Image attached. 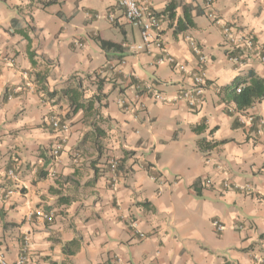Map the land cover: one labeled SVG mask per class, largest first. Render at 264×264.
<instances>
[{
  "label": "crops",
  "instance_id": "obj_1",
  "mask_svg": "<svg viewBox=\"0 0 264 264\" xmlns=\"http://www.w3.org/2000/svg\"><path fill=\"white\" fill-rule=\"evenodd\" d=\"M168 1L149 0L154 11ZM179 1L193 8L195 26L172 34L163 18V47L140 52L130 48L140 41L139 29L116 0H0V249L7 264H15L25 237L27 264H115V256L123 264H264V199L237 188L249 183L264 193V134H257L264 98L243 109L232 99L233 81L247 79L249 72L261 77L263 67L254 58L241 67L229 61L222 34V23L235 22L264 47V0H213L220 22L207 16L204 0ZM176 14L181 16V5ZM107 30L119 32L121 40L106 38ZM66 34L81 46L59 43ZM96 37L122 43L124 50L106 54ZM187 37L208 58L204 102L196 111L183 102L154 101L137 88L152 83L172 97L190 83L166 59L189 70L198 65ZM77 46L78 53L70 50ZM93 72L104 79L96 116L103 134L92 135V117L83 121L79 112L70 118L53 168L79 183L68 184L70 204L47 209L57 213L46 223L34 210L55 201L49 191L56 186L53 168L46 160L49 146L62 136L47 119L67 109L52 104L40 85L57 89L72 75ZM200 122L206 130L197 134L191 128ZM86 132L91 135L84 138ZM200 137L227 141L203 151ZM98 155L117 158L121 167L114 173L97 164L102 172L88 182L95 174L90 161ZM12 160L17 181L7 177ZM41 169L48 171L44 178H38ZM197 179L200 194L192 188ZM215 219L225 225L220 232ZM72 238L78 247L66 255L62 245Z\"/></svg>",
  "mask_w": 264,
  "mask_h": 264
},
{
  "label": "built area",
  "instance_id": "obj_2",
  "mask_svg": "<svg viewBox=\"0 0 264 264\" xmlns=\"http://www.w3.org/2000/svg\"><path fill=\"white\" fill-rule=\"evenodd\" d=\"M206 14L209 18L214 21L220 22L214 11L211 10L213 0H204ZM117 5L123 10L126 20L137 27L140 32V41L130 45V48L135 51H149L151 47L161 49L163 47L162 38L159 35L160 20L154 15L149 0H116ZM109 19L112 20L113 16L111 13L108 14ZM222 34L226 44V57L237 67H241L249 58L258 59L262 64L261 78L264 81V47L257 40L252 32L245 31L235 22H224L222 23ZM191 51L196 56L198 65L189 70L185 65L176 63L172 57L167 56L166 59L170 63H174L177 68L188 74L190 83L182 85L172 97H167L164 93L158 90L152 83L137 84V88L144 91L145 94L150 96L154 101L165 103V102H183L186 106L196 111L200 109L204 102V90L207 84L206 73L204 65L207 63V56L203 52L202 46L195 42L192 38L187 37ZM74 44L81 46V42H75ZM12 63L11 58L2 57V60ZM241 86L237 87V92L240 91ZM246 120L252 121V117H248ZM48 124L55 130L62 134L61 140L64 141V133L68 132L69 122L63 119V115L52 114L47 119ZM258 130L257 134H264V115L257 118ZM59 146L56 143L52 149V156L55 161L59 158ZM110 169L114 171L117 165L116 159L110 160ZM8 177L12 181H17L18 176L13 169L7 171ZM239 188L242 192L252 195L259 196L264 199V193L259 194L249 184H244ZM12 189L8 190V193H12ZM34 214L37 218L47 221L48 223L53 222L55 213L54 211H47L44 208H37L34 210ZM216 231L220 232L225 228V225L219 220L215 219L212 221ZM131 227L135 234L140 238H144L145 233L136 229L135 223H131ZM241 225H235V228H240ZM30 257V246L27 237L23 239L18 257L15 264H27ZM115 264H123L124 261L118 256L113 257ZM0 264H7L3 251L0 249ZM151 264H159L158 262H152Z\"/></svg>",
  "mask_w": 264,
  "mask_h": 264
},
{
  "label": "trees",
  "instance_id": "obj_3",
  "mask_svg": "<svg viewBox=\"0 0 264 264\" xmlns=\"http://www.w3.org/2000/svg\"><path fill=\"white\" fill-rule=\"evenodd\" d=\"M179 5H181V8H182L181 16L180 15L178 16L176 14V9ZM192 11H193V8L191 7V5H186L179 0H169L161 11H154V15H156V17L160 20V22L163 18H166L168 22L170 23V26L172 28V33L177 34L180 32H184L188 30L189 28H192L195 26L194 19H193L194 15L192 14ZM197 12L199 11L196 10V13ZM96 42L99 44L100 48L106 54L107 52L120 53L124 50L122 43H116V42L103 39L100 37H96ZM93 74L97 75V73H94V72ZM37 78L39 82H43L45 76L37 75ZM103 85H104V79L99 77L98 75L97 83L95 86V91L93 92V94H91L87 98L85 97V91H84L82 81L80 79L75 80L74 77H69L65 81L64 87H62L59 90H56V89L49 90L44 84L40 85V89L46 95L47 99L52 104H58L57 102L58 98L65 99L66 104H67V110L65 114L63 115L64 120H67L69 122L70 118L79 112H81V118L83 119V121H88V119L92 117L93 118V123H92L93 126L91 127L93 130L92 135L93 136L97 135V137H99L103 134V130L97 126L96 116L98 114V108L101 106L100 101L102 100V98L105 97V94L102 92ZM238 86H241L239 92L236 91ZM140 92L144 93V91H141V90ZM263 98H264V81L261 77L255 75L253 72L248 73L247 79H242L238 77L233 81L232 99L235 102L236 107L238 109H243L249 106L250 104H252L254 101L260 100ZM52 129L55 130L53 127ZM191 129L193 132L199 134L206 130V125L204 122H200L196 125H193ZM212 130L213 128L210 129L209 132L211 133ZM90 135H91V132L90 133L86 132L83 137L87 138ZM226 141L227 139L212 140V139H207L206 137H200L197 139V145L201 150L204 151L216 145L225 143ZM56 143L60 147L59 156L64 151V141L61 140V137H58V139L55 140L53 144L49 146L48 152H47L46 166H50L52 168L53 166L55 167L56 161L54 160L52 156L51 149ZM93 144H94V147L100 150V144L99 142H97V139ZM112 158L105 156L103 160H100V157L98 155L93 160H91L90 165L93 166L95 170V174L88 182L94 183L96 181V178L99 175V172H102V170H100L102 168L97 167L96 166L97 164L102 163L106 165V167L103 168L104 171H108V169L111 170L110 160ZM113 159H116L117 161L116 168L114 171H112L115 173L120 169L121 163L117 158H113ZM15 163H16V160H12V163L10 167L8 168V170L13 169L14 172L17 174L18 172L15 168ZM46 175H48V171L46 169H41L39 172L38 178H44ZM51 175L53 176L55 180L56 186L52 185L51 187H49V191L55 194L56 198L53 204L46 206L45 210H47L48 208H52V207L60 208V206H67L68 204H70L73 200V194L68 193V191H65L63 193L61 189L64 188L67 184L74 183L75 186H77L79 183L78 180L76 179L73 180V178H70L68 174H63L62 172L56 171L55 168H53V173ZM192 188L195 190L197 194H200L201 189L203 188L201 179H197L196 181H194V183L192 184ZM10 189L12 188H8L6 190H10ZM43 221L48 223L45 220ZM77 247H78V240L76 238H72L71 240L66 241L62 245V251L66 255L72 254L77 249Z\"/></svg>",
  "mask_w": 264,
  "mask_h": 264
},
{
  "label": "rangeland",
  "instance_id": "obj_4",
  "mask_svg": "<svg viewBox=\"0 0 264 264\" xmlns=\"http://www.w3.org/2000/svg\"><path fill=\"white\" fill-rule=\"evenodd\" d=\"M106 38H109L111 40H121V34L119 32H116V33H111V30H107L106 32ZM173 34V33H172ZM58 39V37H57ZM70 41H72L73 43H77V42H80L78 40V38H73L72 36H68L67 34L66 35H63V36H60V41L59 43H69ZM77 49H71L70 50L74 53H78L79 49L78 48H81L79 46L76 47ZM66 66V65H65ZM71 77H74L75 80H81L82 83H83V87H84V91H85V97L87 98L88 95H91L92 91H95V86H96V83H97V79H98V74H79V75H72ZM65 83L62 84V86L60 88H57L56 90H59L61 89L62 87H64ZM53 90V89H52ZM58 104L60 103V108H62L63 110L64 109H67V105H66V101L64 98H58L57 100ZM66 105V107H65ZM60 115H62V113H58ZM65 114V113H64ZM65 142V141H64ZM80 168H85L84 165L82 166H79ZM61 191L64 193L65 191H68V184L61 189ZM54 213H57V212H54Z\"/></svg>",
  "mask_w": 264,
  "mask_h": 264
}]
</instances>
